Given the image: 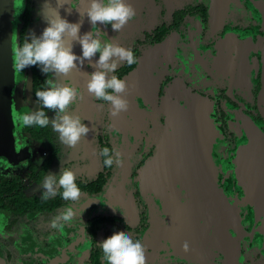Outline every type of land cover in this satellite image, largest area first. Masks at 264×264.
<instances>
[{"label": "flooded vegetation", "instance_id": "flooded-vegetation-1", "mask_svg": "<svg viewBox=\"0 0 264 264\" xmlns=\"http://www.w3.org/2000/svg\"><path fill=\"white\" fill-rule=\"evenodd\" d=\"M44 2L13 0L12 5L14 84L4 100L11 109L14 143L0 149V264H104L98 242L121 231L143 243L146 264H264L261 218L236 174L240 151L256 155L263 147L264 0H128L136 17L119 33L98 25L103 39L131 48L137 57L136 64H122L115 75L124 79L144 63L138 79L144 87L135 94L140 112L116 123L109 105L87 93L88 73L95 70L88 61L67 78L44 74L38 66L15 72L14 46L46 27ZM77 3L83 12L86 3L76 0L72 7ZM68 7L60 9L61 16L79 21V12ZM91 30L85 17L81 34ZM73 51L82 55L78 43ZM35 77L39 89L47 87L46 80H58L81 90L83 100L70 111L91 129L76 169L85 175L77 176L82 196L73 205L81 219L62 230L52 229L50 221L72 202L59 194L40 198L46 174L61 168L60 162L45 163L58 153V134L51 125L21 128L14 119L19 107H39ZM173 103L185 109L201 105L213 126L208 145L215 187L199 195L185 181H172L175 186L160 188L166 195L159 194L155 186L166 178L159 169L147 179L153 188L142 190V168L156 159L168 136L167 108ZM47 115L51 119L55 113ZM103 147L118 150L122 166L105 167L99 155ZM189 175L179 170L170 179ZM186 209L195 218L187 219Z\"/></svg>", "mask_w": 264, "mask_h": 264}, {"label": "clouds", "instance_id": "clouds-1", "mask_svg": "<svg viewBox=\"0 0 264 264\" xmlns=\"http://www.w3.org/2000/svg\"><path fill=\"white\" fill-rule=\"evenodd\" d=\"M86 7L80 11V3L73 8L76 0H45L42 15L46 27L37 36L31 33L13 48V68L16 73L30 66H38L42 73L56 77L67 78L72 70L81 68L85 61L94 71L88 73L86 90L89 95L109 105L112 116H118L127 111L128 101L123 94L127 92V82L114 73L122 65L132 66L137 63V57L131 48H125L112 39H103L98 25H110L119 33L136 17L135 8L128 0H84ZM69 6L79 12L77 22H69L61 16L60 9ZM87 17L92 30L81 34L84 18ZM96 29L93 31V29ZM74 43L81 46L82 55L73 51ZM99 54L98 60L92 63ZM47 87L36 90L35 98L39 107L34 110L18 113L14 119L24 128H47L58 134L59 142L67 148H75L86 139L90 128L83 119L70 111L73 105L82 101L83 92L71 83H60L58 80H46ZM55 113L49 118L47 111ZM99 155L103 157V165L112 168L122 166L121 153L116 149L103 147ZM76 173L63 167L59 174H46L41 183L44 189L41 199H49L60 195L65 201H71L72 206L58 212L50 221L52 229H63L77 218V210L73 207L81 199L82 192L77 185ZM83 211V210H82ZM81 219V218H80ZM102 251L104 264H146V248L139 239H134L128 232H116L98 244ZM185 250L188 245L185 243Z\"/></svg>", "mask_w": 264, "mask_h": 264}, {"label": "water", "instance_id": "water-1", "mask_svg": "<svg viewBox=\"0 0 264 264\" xmlns=\"http://www.w3.org/2000/svg\"><path fill=\"white\" fill-rule=\"evenodd\" d=\"M12 5L13 0H0L1 79L6 78L7 74L12 75L9 58ZM143 65L144 63L140 65L136 72L124 78L127 82V92L123 95L128 101V109L127 111L121 112L118 116H112L110 114L113 122L124 121L126 115L140 112L135 100V94L140 92L139 88L144 87V83L138 81L144 74ZM29 84L31 85V82H29ZM167 117L169 127L167 131L168 136L160 144L156 159L148 162L142 168V190L145 188L148 189L150 186L153 188L151 184H147V179L155 169H159L166 176L161 187L155 186L159 194L163 193L160 191V188H164L168 191L169 188L174 187L181 181H185L191 190L195 188L198 195L206 192L209 188L215 187V173L213 165L210 162V149L208 145L212 137L211 133L213 126L205 109L201 105L185 109L173 103L167 108ZM116 127L118 128V125H116ZM261 140H263V147L259 154L254 155L249 149L247 152L245 149L240 151L242 160L240 159V162L236 166V174L239 183L246 191V199L254 201L255 203L256 214L261 218L262 222L261 232L264 241V139ZM250 158H254V161H250ZM179 170L182 173H191V175L187 177L183 176V178L181 177L179 179L180 181L177 176H173V178L170 179V176H172L175 171L179 172ZM172 181L175 182V185ZM163 194L166 195L165 193ZM218 206L215 208L217 209ZM199 208H202L201 204ZM173 214H177V217L182 215V213L179 214L178 211ZM184 214H186L187 219L195 218V215H192L194 213L191 209H186Z\"/></svg>", "mask_w": 264, "mask_h": 264}, {"label": "rangeland", "instance_id": "rangeland-1", "mask_svg": "<svg viewBox=\"0 0 264 264\" xmlns=\"http://www.w3.org/2000/svg\"><path fill=\"white\" fill-rule=\"evenodd\" d=\"M13 84V75L7 74L6 78H0V149L3 148V146L5 145L8 146L9 144L14 143V140L12 139L13 134L11 132L10 127L11 124H13V120L12 118H10L11 109L8 108V106L6 105V100H4L5 97H7L9 87H11ZM22 112L26 111L22 107H19L17 113ZM85 144L86 139L81 140V142L75 148H67V146H64L60 143L56 156L51 155L50 157H47L45 163L56 164L57 162H60L59 164H61V168L59 170H54L53 173L55 174H59L62 167H67L73 170L76 173V176L84 177V172L77 171L76 169L79 167L78 165L83 161V156L85 153ZM33 151L34 149H32V152ZM80 218L81 214L77 215L75 221L78 220L80 222ZM40 239H42V237Z\"/></svg>", "mask_w": 264, "mask_h": 264}, {"label": "trees", "instance_id": "trees-1", "mask_svg": "<svg viewBox=\"0 0 264 264\" xmlns=\"http://www.w3.org/2000/svg\"><path fill=\"white\" fill-rule=\"evenodd\" d=\"M38 84H39V83H38V80H37V78L35 77L34 82H33V84H32L33 91L39 89ZM34 85H35V86H34ZM82 187H85V185L82 186Z\"/></svg>", "mask_w": 264, "mask_h": 264}]
</instances>
